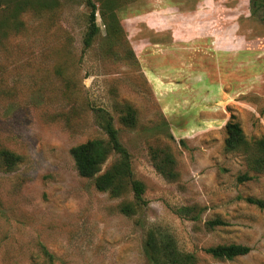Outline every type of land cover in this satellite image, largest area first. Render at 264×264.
<instances>
[{"label":"rangeland","instance_id":"obj_1","mask_svg":"<svg viewBox=\"0 0 264 264\" xmlns=\"http://www.w3.org/2000/svg\"><path fill=\"white\" fill-rule=\"evenodd\" d=\"M251 9V0H0V152L18 158L0 156V264H150V233L195 264H264V212L244 201L264 200V172L224 149L231 117L248 143L264 137V9ZM92 10L98 33L85 49ZM127 108L131 127L119 121ZM107 121L140 200L129 184L112 196L75 170L70 149L106 141ZM119 160L111 151L96 176ZM214 220L224 225L207 228ZM226 244L250 251L231 261L203 251Z\"/></svg>","mask_w":264,"mask_h":264},{"label":"trees","instance_id":"obj_2","mask_svg":"<svg viewBox=\"0 0 264 264\" xmlns=\"http://www.w3.org/2000/svg\"><path fill=\"white\" fill-rule=\"evenodd\" d=\"M251 7L253 8L251 13L254 16L261 8L264 9V0H251ZM92 8L94 7L92 6ZM97 33L98 27L95 24V16L92 10L89 14V26L83 39L85 49L91 45ZM119 121L124 126H133L135 123V111L127 108L126 113L119 116ZM103 129L106 133V141L100 139L89 140L70 149L69 154L78 176L86 179L95 177L93 181L94 188L100 192H109L112 196L119 195L121 189L129 184L134 198L140 200L144 191L143 185L131 177L128 157L118 143L116 130L108 121L104 124ZM225 132L224 149L227 152L241 153L250 171L255 173L264 172V137L248 143L239 123L233 117L226 123ZM111 151L119 154V162L111 170L96 176L100 171V166ZM0 156L11 165L18 160L17 157L6 151H1ZM249 179L251 178L244 174L238 178V181H247ZM244 201L264 212V200L248 197ZM121 211L129 214L131 208L124 206ZM175 212L185 213L184 215H186L190 214V209L180 208ZM190 219L195 220L196 216H192ZM223 225L224 223L220 220L206 223L207 228ZM203 251L214 259L231 261L234 258L248 254L250 249L244 245L226 244L208 247ZM144 255L150 264H195L193 255L178 251L171 237L165 234L154 236L153 233H150L144 244Z\"/></svg>","mask_w":264,"mask_h":264}]
</instances>
